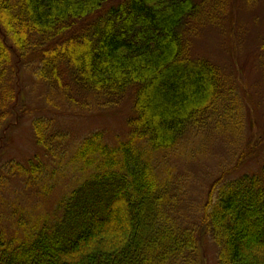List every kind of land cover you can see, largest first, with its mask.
<instances>
[{"label":"trees","instance_id":"1","mask_svg":"<svg viewBox=\"0 0 264 264\" xmlns=\"http://www.w3.org/2000/svg\"><path fill=\"white\" fill-rule=\"evenodd\" d=\"M108 1L0 0V121L16 99L15 62L43 83L49 112L32 120L42 152L10 159L0 192L13 177L47 201L57 184L67 189L35 213L0 193V264H200L201 229L217 264H264V157L257 172L218 177L196 224L174 216L166 155L204 129L228 137L245 126L234 84L189 52L198 2ZM73 92L111 108L132 92L126 135L60 129L54 100L72 105Z\"/></svg>","mask_w":264,"mask_h":264},{"label":"rangeland","instance_id":"2","mask_svg":"<svg viewBox=\"0 0 264 264\" xmlns=\"http://www.w3.org/2000/svg\"><path fill=\"white\" fill-rule=\"evenodd\" d=\"M196 1L200 9L188 23L189 52L192 56L211 60L234 84L244 103L245 126L243 133L228 137L204 129L184 152L166 155L164 171L168 172L172 192L176 194L174 216L183 223L192 221L195 224L198 218L196 207L205 202L209 186L218 177L232 178L244 172H257L264 157V0ZM21 65V62H15L14 82H10L11 89L16 92L11 114L0 121L1 177L9 170L10 159L25 161L35 152H42L34 139L32 120L49 115L44 109L47 106L43 101V83L37 80L33 70ZM70 96L73 104H67L69 107L66 104L61 106L62 97L54 100V109H60L50 115L60 129H67L78 137L83 131L100 130L107 142L126 135L132 92H127L115 108L77 92ZM82 101H88V106L81 107ZM234 142L238 143L234 145ZM23 187L20 180L13 177L0 193L10 201L15 197L24 199L18 203L23 208H31L33 213L37 212L35 209L52 211L57 199L67 191L65 185L63 188L59 183L47 201L46 197L34 196ZM197 239L200 264H217L218 250L209 236L201 229Z\"/></svg>","mask_w":264,"mask_h":264}]
</instances>
